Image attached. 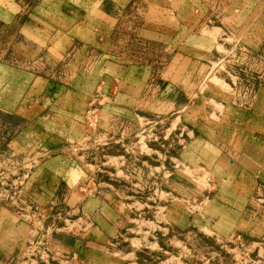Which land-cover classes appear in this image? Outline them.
<instances>
[{
    "label": "rangeland",
    "instance_id": "rangeland-1",
    "mask_svg": "<svg viewBox=\"0 0 264 264\" xmlns=\"http://www.w3.org/2000/svg\"><path fill=\"white\" fill-rule=\"evenodd\" d=\"M18 1L0 264H264V0Z\"/></svg>",
    "mask_w": 264,
    "mask_h": 264
},
{
    "label": "crops",
    "instance_id": "crops-1",
    "mask_svg": "<svg viewBox=\"0 0 264 264\" xmlns=\"http://www.w3.org/2000/svg\"><path fill=\"white\" fill-rule=\"evenodd\" d=\"M83 1L85 2L83 7L76 9L75 13L78 16H80L82 20L87 21L88 23H91L93 20H97L98 9L96 8L93 12L91 9L85 10L84 6H92V5L98 6L99 5L98 0H83ZM51 2H52V0H38L36 3L37 4L36 8L33 7V11L37 10V12H41V11H42V13L46 12V10L44 8L46 6H48V4ZM19 7L20 6H19L18 0H0V22L12 21L17 16V14L19 13L18 12ZM82 13H84L83 17L85 16V18H83L81 16ZM78 20H79V17L78 18L74 17V19L72 20L73 24L78 22ZM86 31H87L86 33L83 32L79 35H85V36L89 37L88 32L90 30L86 29ZM56 37H58V36H56ZM59 37H60V35H59Z\"/></svg>",
    "mask_w": 264,
    "mask_h": 264
}]
</instances>
